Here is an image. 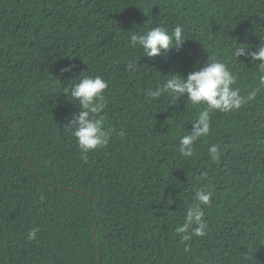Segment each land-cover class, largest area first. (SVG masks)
I'll use <instances>...</instances> for the list:
<instances>
[{"label": "trees", "instance_id": "obj_1", "mask_svg": "<svg viewBox=\"0 0 264 264\" xmlns=\"http://www.w3.org/2000/svg\"><path fill=\"white\" fill-rule=\"evenodd\" d=\"M177 25L180 48L147 57L131 43ZM262 36L264 0H0V264H264V91L211 113L190 157L180 138L205 106L146 95L210 56L247 95L258 64L233 45ZM82 73L108 82L110 139L88 153L64 128L81 109L63 88ZM201 188L207 234L184 241L175 229Z\"/></svg>", "mask_w": 264, "mask_h": 264}, {"label": "clouds", "instance_id": "obj_2", "mask_svg": "<svg viewBox=\"0 0 264 264\" xmlns=\"http://www.w3.org/2000/svg\"><path fill=\"white\" fill-rule=\"evenodd\" d=\"M183 31L181 25L175 26L171 32L161 26L155 27L146 33L133 34L131 43L133 46L141 47L145 53L144 56L156 57L162 55L172 46L182 47L187 40ZM261 39L264 41V36ZM232 54L237 59L242 55L248 56L253 64H258L257 86L247 95H242L239 88L233 87L236 83V76L225 62L215 56H210L203 67H194L186 77L173 75L162 86L147 91L146 95L149 98H157L164 93L171 92L173 101L186 95L188 103L205 106L193 122L189 133L180 138V155L192 156L195 143L200 138L209 135L211 113L239 110L243 105L254 100L258 93L264 91V42L257 45L254 50H249L248 46L234 44ZM198 64L199 61H197ZM136 67L137 62L135 61L127 63L129 71H134ZM65 71H71V67ZM107 88L108 82L102 76H86L84 73L63 88V92L67 94L68 98L71 97L70 100L78 101L81 109L73 114L72 120L64 128L66 132H70L76 138L79 148L84 153L102 148L109 142L110 131L106 130L104 115H102L107 107V99L104 95ZM208 151L213 161L220 159L221 153L218 145L213 144ZM212 197L213 191L207 188L196 191L193 197L196 203L188 207L184 223L175 229L176 234L181 236L182 240L187 241L194 236L203 237L207 234L208 225L202 206H210ZM37 232V228L30 230L27 239H34Z\"/></svg>", "mask_w": 264, "mask_h": 264}, {"label": "water", "instance_id": "obj_3", "mask_svg": "<svg viewBox=\"0 0 264 264\" xmlns=\"http://www.w3.org/2000/svg\"><path fill=\"white\" fill-rule=\"evenodd\" d=\"M94 237H95V239H96V228H95V230H94ZM100 264H102V260H101V258H100Z\"/></svg>", "mask_w": 264, "mask_h": 264}]
</instances>
